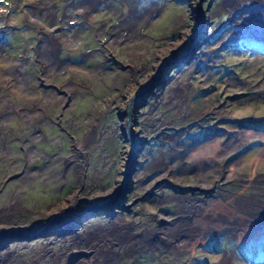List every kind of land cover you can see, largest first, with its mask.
I'll list each match as a JSON object with an SVG mask.
<instances>
[{"label": "rangeland", "instance_id": "374dc122", "mask_svg": "<svg viewBox=\"0 0 264 264\" xmlns=\"http://www.w3.org/2000/svg\"><path fill=\"white\" fill-rule=\"evenodd\" d=\"M1 234L0 264H258L264 3L0 0Z\"/></svg>", "mask_w": 264, "mask_h": 264}, {"label": "bare ground", "instance_id": "6f19581e", "mask_svg": "<svg viewBox=\"0 0 264 264\" xmlns=\"http://www.w3.org/2000/svg\"><path fill=\"white\" fill-rule=\"evenodd\" d=\"M243 2H245V3H252L253 5H258V4H263L264 3V0H243ZM204 153V152H203ZM197 160V159H196ZM125 174L126 175H128V171H127V173L125 172ZM247 210V209H246ZM253 211H255V210H253ZM259 212H261V213H263V210L262 211H259ZM63 213V212H62ZM61 214V212H59V214L58 215H60ZM248 216V215H247ZM260 216V215H259ZM57 217V215H54V217L53 218H56ZM53 218L51 219V220H53ZM259 218V217H258ZM46 227V226H45ZM45 227H42V228H45ZM25 229H23V230H20V231H22V232H26V230L24 231ZM3 234H1L0 236H2Z\"/></svg>", "mask_w": 264, "mask_h": 264}, {"label": "trees", "instance_id": "16d2710c", "mask_svg": "<svg viewBox=\"0 0 264 264\" xmlns=\"http://www.w3.org/2000/svg\"><path fill=\"white\" fill-rule=\"evenodd\" d=\"M263 242V241H262ZM254 244H256V245H258V246H260V244H261V242H255ZM258 252H260L259 254H258V260H257V263L258 264H261L263 261H264V255H261V254H264V249H262V250H258ZM251 254V253H250ZM250 254H247L248 255V258L250 257Z\"/></svg>", "mask_w": 264, "mask_h": 264}, {"label": "water", "instance_id": "95a60500", "mask_svg": "<svg viewBox=\"0 0 264 264\" xmlns=\"http://www.w3.org/2000/svg\"><path fill=\"white\" fill-rule=\"evenodd\" d=\"M130 150H131V145H130ZM127 167V166H126ZM126 175V174H125ZM125 175H124V177H123V182L122 183H124V180H125ZM110 207V206H109ZM91 207H87V208H85V209H82V211H88L89 209H90ZM96 208H100V206H97ZM53 218V217H52ZM12 231L13 232H15V233H20L21 231L19 230V229H12ZM29 239V238H28Z\"/></svg>", "mask_w": 264, "mask_h": 264}, {"label": "flooded vegetation", "instance_id": "af4514ba", "mask_svg": "<svg viewBox=\"0 0 264 264\" xmlns=\"http://www.w3.org/2000/svg\"><path fill=\"white\" fill-rule=\"evenodd\" d=\"M122 209H126L127 210V208H122ZM51 233H54V234H57L58 232L57 231H51ZM6 241H9V240H6Z\"/></svg>", "mask_w": 264, "mask_h": 264}]
</instances>
